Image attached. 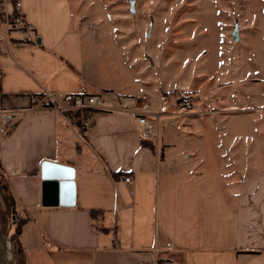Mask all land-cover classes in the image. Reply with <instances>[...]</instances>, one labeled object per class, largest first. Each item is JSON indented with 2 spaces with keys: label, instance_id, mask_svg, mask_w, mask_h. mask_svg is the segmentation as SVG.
<instances>
[{
  "label": "crops",
  "instance_id": "obj_1",
  "mask_svg": "<svg viewBox=\"0 0 264 264\" xmlns=\"http://www.w3.org/2000/svg\"><path fill=\"white\" fill-rule=\"evenodd\" d=\"M20 1L32 32L8 30L0 13V105L40 92L121 93L85 59L70 0ZM250 80L211 81L208 97L188 91L210 127L221 114L228 129L210 144L214 162L160 134L162 117L191 127L202 122L197 110L186 122L151 110L146 96L159 116L155 139L121 111L97 112L83 134L53 111L0 121V174L26 220L24 264H264V76ZM243 122L248 136L231 128Z\"/></svg>",
  "mask_w": 264,
  "mask_h": 264
},
{
  "label": "rangeland",
  "instance_id": "obj_2",
  "mask_svg": "<svg viewBox=\"0 0 264 264\" xmlns=\"http://www.w3.org/2000/svg\"><path fill=\"white\" fill-rule=\"evenodd\" d=\"M70 2L71 27L80 31L85 59L95 64L104 81L117 84L119 92L149 97L155 112L171 110L188 122L197 110L202 119L206 105H197L188 95L190 89L199 90L200 97H208L211 81L249 82L264 76V0ZM248 82V89L261 88ZM179 100H188L192 108H182ZM215 104L222 106L221 100ZM213 115L217 116L213 127L203 119L193 120L188 127L178 124L176 118L162 117L160 134L177 147L198 146L200 157L214 162L210 144L221 142L227 137L221 132L228 129H222L221 114ZM252 127L243 122L231 128L248 136ZM213 130L215 135L210 133ZM175 136L177 143L169 140H175ZM255 138L256 143L262 140L261 136ZM258 153L262 155L261 150ZM12 218L0 201V228L7 239L14 228Z\"/></svg>",
  "mask_w": 264,
  "mask_h": 264
},
{
  "label": "built area",
  "instance_id": "obj_3",
  "mask_svg": "<svg viewBox=\"0 0 264 264\" xmlns=\"http://www.w3.org/2000/svg\"><path fill=\"white\" fill-rule=\"evenodd\" d=\"M0 13L1 21L8 30H19L24 38L30 37L32 27L21 14L20 0H0ZM181 107L191 109L192 104L182 100ZM39 111L61 114L82 134L93 124L97 112L121 111L135 118L144 139H155L159 135V116H152L149 103L143 96L112 91L29 94L20 105L11 107L7 102H2L0 121L5 127H12L25 113ZM124 181L130 182V177H125Z\"/></svg>",
  "mask_w": 264,
  "mask_h": 264
},
{
  "label": "trees",
  "instance_id": "obj_4",
  "mask_svg": "<svg viewBox=\"0 0 264 264\" xmlns=\"http://www.w3.org/2000/svg\"><path fill=\"white\" fill-rule=\"evenodd\" d=\"M180 102L182 100H179ZM144 144L146 141H144ZM150 146L153 147L152 143H149ZM0 201L3 203L4 207L9 211L11 216H14L12 224H13V231L11 233V244L13 247V253H14V263L15 264H24V253L21 246V243L19 241V234L21 232L22 225L25 223V219H16V211L14 207V199L13 196L9 190V187L6 183V181L3 179V177L0 174Z\"/></svg>",
  "mask_w": 264,
  "mask_h": 264
},
{
  "label": "water",
  "instance_id": "obj_5",
  "mask_svg": "<svg viewBox=\"0 0 264 264\" xmlns=\"http://www.w3.org/2000/svg\"><path fill=\"white\" fill-rule=\"evenodd\" d=\"M10 242L11 238L4 237L0 228V264H15Z\"/></svg>",
  "mask_w": 264,
  "mask_h": 264
}]
</instances>
